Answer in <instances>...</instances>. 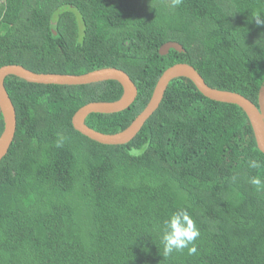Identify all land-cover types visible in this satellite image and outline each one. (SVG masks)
Returning <instances> with one entry per match:
<instances>
[{
    "label": "trees",
    "instance_id": "obj_1",
    "mask_svg": "<svg viewBox=\"0 0 264 264\" xmlns=\"http://www.w3.org/2000/svg\"><path fill=\"white\" fill-rule=\"evenodd\" d=\"M257 15L264 18V0H2L0 68L125 71L137 88L133 104L85 119L106 135L132 123L175 64L257 106ZM168 42L183 50L160 54ZM4 86L16 130L0 161V264H264V188L250 183L264 181V155L241 108L178 78L132 141L108 146L74 130L72 117L87 103L118 101L116 81L58 86L7 76ZM180 209L200 231L197 252L166 256V221Z\"/></svg>",
    "mask_w": 264,
    "mask_h": 264
},
{
    "label": "water",
    "instance_id": "obj_2",
    "mask_svg": "<svg viewBox=\"0 0 264 264\" xmlns=\"http://www.w3.org/2000/svg\"><path fill=\"white\" fill-rule=\"evenodd\" d=\"M181 52L183 48L176 42L161 46L159 52L164 55L168 50ZM7 76H15L28 83L58 86H83L106 81H116L122 87V96L116 102H90L80 107L72 117L74 130L88 139L102 145H125L132 141L145 122L159 108L169 83L178 78L189 79L198 92L205 98L225 104L236 105L246 114L254 135L258 150L264 155V82L258 91L257 106L244 96L209 87L194 67L188 64H175L167 68L157 80L152 95L145 108L123 131L106 135L92 130L85 125L90 114H113L127 109L137 97V88L129 75L117 68H101L85 74H44L35 73L21 65H6L0 68V114L3 130L0 134V161L7 154L16 130V113L13 103L4 86Z\"/></svg>",
    "mask_w": 264,
    "mask_h": 264
},
{
    "label": "clouds",
    "instance_id": "obj_3",
    "mask_svg": "<svg viewBox=\"0 0 264 264\" xmlns=\"http://www.w3.org/2000/svg\"><path fill=\"white\" fill-rule=\"evenodd\" d=\"M181 0H175V4H179ZM256 17L257 25H264V18ZM136 153L134 152L133 155ZM249 167L257 169L261 164L256 160L249 161ZM250 183L258 190L264 188V181L258 176L251 178ZM167 230L164 232L162 240L164 245V254L166 256L172 255L174 252H181L188 250L189 255L197 252L195 241L200 236V231L196 226L195 221L185 209H180L178 212L172 214L166 221Z\"/></svg>",
    "mask_w": 264,
    "mask_h": 264
},
{
    "label": "rangeland",
    "instance_id": "obj_4",
    "mask_svg": "<svg viewBox=\"0 0 264 264\" xmlns=\"http://www.w3.org/2000/svg\"><path fill=\"white\" fill-rule=\"evenodd\" d=\"M0 2H2V0H0Z\"/></svg>",
    "mask_w": 264,
    "mask_h": 264
},
{
    "label": "crops",
    "instance_id": "obj_5",
    "mask_svg": "<svg viewBox=\"0 0 264 264\" xmlns=\"http://www.w3.org/2000/svg\"><path fill=\"white\" fill-rule=\"evenodd\" d=\"M121 132V131H120Z\"/></svg>",
    "mask_w": 264,
    "mask_h": 264
}]
</instances>
